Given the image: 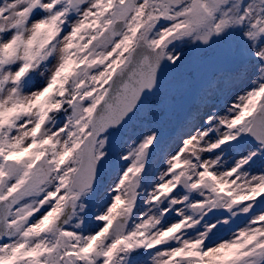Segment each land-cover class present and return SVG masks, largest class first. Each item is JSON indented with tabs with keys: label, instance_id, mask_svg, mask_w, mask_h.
I'll return each mask as SVG.
<instances>
[{
	"label": "snow or ice",
	"instance_id": "obj_1",
	"mask_svg": "<svg viewBox=\"0 0 264 264\" xmlns=\"http://www.w3.org/2000/svg\"><path fill=\"white\" fill-rule=\"evenodd\" d=\"M0 264H264V0H0Z\"/></svg>",
	"mask_w": 264,
	"mask_h": 264
},
{
	"label": "rangeland",
	"instance_id": "obj_2",
	"mask_svg": "<svg viewBox=\"0 0 264 264\" xmlns=\"http://www.w3.org/2000/svg\"><path fill=\"white\" fill-rule=\"evenodd\" d=\"M259 167V166H258ZM241 223H242V221H241ZM222 235H226V234H222Z\"/></svg>",
	"mask_w": 264,
	"mask_h": 264
}]
</instances>
